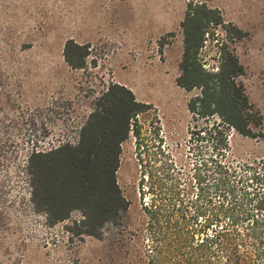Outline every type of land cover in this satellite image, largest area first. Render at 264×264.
<instances>
[{"label": "rangeland", "instance_id": "374dc122", "mask_svg": "<svg viewBox=\"0 0 264 264\" xmlns=\"http://www.w3.org/2000/svg\"><path fill=\"white\" fill-rule=\"evenodd\" d=\"M189 1L0 0V71L7 85L0 104V264H113L114 257L127 252L132 264H143L144 176L160 168L185 173L192 162L187 110L192 93L176 85L183 52L180 23ZM193 1L219 10L224 23L244 33L231 43L223 26L214 29L245 67L241 80L263 116V136L232 129L227 158L234 165L264 161V0ZM68 39L90 45L83 69L65 62ZM214 43L209 35L201 50L206 67L216 62ZM113 83L126 85L138 101L149 104L137 115L139 134L131 132L121 144L117 182L130 201L122 242L130 243L116 248L108 241L72 236L65 224L79 218L77 211L49 226L28 201L24 170L35 139L42 149L76 141L92 100Z\"/></svg>", "mask_w": 264, "mask_h": 264}, {"label": "trees", "instance_id": "16d2710c", "mask_svg": "<svg viewBox=\"0 0 264 264\" xmlns=\"http://www.w3.org/2000/svg\"><path fill=\"white\" fill-rule=\"evenodd\" d=\"M224 22L219 10L206 3H187L176 85L192 93L187 101L192 162L185 173L160 168L144 176L143 264H264V161L234 165L227 158L230 131L263 136V116L241 80L244 65L228 39L215 36L214 29L223 26L231 43L244 33ZM209 35L217 47L212 67L201 58ZM90 50L89 44L68 39L63 57L70 68L83 69ZM2 79L0 71V104L7 87ZM148 108L127 86L109 84L92 100L76 141L47 149L33 141L24 166L28 201L49 226L77 211L79 218L65 224L72 236L108 241L112 248L129 245L130 240L122 241L130 201L119 187L117 170L121 144L131 132L139 134L137 115ZM30 121L35 127L34 118ZM126 254L114 257L113 264H132V255Z\"/></svg>", "mask_w": 264, "mask_h": 264}, {"label": "crops", "instance_id": "0c3cea01", "mask_svg": "<svg viewBox=\"0 0 264 264\" xmlns=\"http://www.w3.org/2000/svg\"><path fill=\"white\" fill-rule=\"evenodd\" d=\"M126 86V85H125ZM129 88V87H128Z\"/></svg>", "mask_w": 264, "mask_h": 264}]
</instances>
